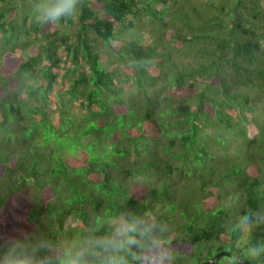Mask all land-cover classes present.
Returning <instances> with one entry per match:
<instances>
[{"label": "trees", "instance_id": "16d2710c", "mask_svg": "<svg viewBox=\"0 0 264 264\" xmlns=\"http://www.w3.org/2000/svg\"><path fill=\"white\" fill-rule=\"evenodd\" d=\"M41 3L0 0V252L142 217L171 264H264V0Z\"/></svg>", "mask_w": 264, "mask_h": 264}, {"label": "clouds", "instance_id": "9594fccd", "mask_svg": "<svg viewBox=\"0 0 264 264\" xmlns=\"http://www.w3.org/2000/svg\"><path fill=\"white\" fill-rule=\"evenodd\" d=\"M80 0H42L38 5L39 21L54 25L78 14ZM245 223L256 225V219L245 216ZM110 230L104 234L90 233L61 252H54L51 243L40 240L25 244L13 241L6 251L0 252V264H171V253L157 234V225L151 218L132 220L114 219ZM264 251L257 246L251 256ZM47 252V255H40ZM244 264L235 254L227 257L225 264Z\"/></svg>", "mask_w": 264, "mask_h": 264}, {"label": "rangeland", "instance_id": "374dc122", "mask_svg": "<svg viewBox=\"0 0 264 264\" xmlns=\"http://www.w3.org/2000/svg\"><path fill=\"white\" fill-rule=\"evenodd\" d=\"M20 4L22 3V0H17ZM29 2H30V0H29ZM34 14L35 15H37L38 14V12L37 11H35L34 12ZM33 14V15H34ZM34 16H32V18H33ZM146 25H148V24H145V26L144 27H141L143 30H147L146 29ZM149 28V27H148ZM152 29L154 30V31H156L154 34H157V30H158V28H154V27H152ZM138 30V29H137ZM138 31H141V29H139ZM11 35V33H9V36ZM141 37H142V39H146L148 36H149V33H147V31L144 33H141ZM128 38H131L132 36L131 35H129V36H127ZM14 42H16V40H15V38H14V40H13ZM27 42V40L26 39H24V43H26ZM19 43H21V40H19ZM17 44V43H16ZM15 45V44H14ZM28 49H31V45L29 46V47H27ZM99 48H104V45H100L99 46ZM59 51H61L60 49H59ZM35 52V51H34ZM7 58L6 57H4V56H0V67H2L5 63H4V60H6ZM112 60H116V62L117 63H114V65L112 66V67H116V68H119V70H120V72L122 73V74H124V72H126L122 67H121V62L119 61V59L116 57V56H113L112 57ZM59 71V74H62V73H64V69L63 70H58ZM33 79H35V78H24V81L26 82V83H30ZM24 83V82H23ZM51 96H53V95H51ZM31 101V100H30ZM34 116H36V115H34ZM38 117V116H37ZM252 130H253V132L254 133H256V130H255V128H252ZM244 164V161L241 163L240 161L237 163V165L239 166V168L241 167V165H243ZM229 202V201H228ZM229 248H230V246H226V250H228L229 251ZM224 249V250H225ZM216 254V252H214V255ZM213 255V256H214ZM222 261H226V258H223L220 262H222Z\"/></svg>", "mask_w": 264, "mask_h": 264}, {"label": "water", "instance_id": "95a60500", "mask_svg": "<svg viewBox=\"0 0 264 264\" xmlns=\"http://www.w3.org/2000/svg\"><path fill=\"white\" fill-rule=\"evenodd\" d=\"M232 252L228 250H220L211 258H208L202 262V264H217L224 256L229 257ZM236 256V255H235ZM246 264H251L248 261H245Z\"/></svg>", "mask_w": 264, "mask_h": 264}]
</instances>
